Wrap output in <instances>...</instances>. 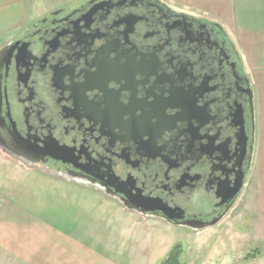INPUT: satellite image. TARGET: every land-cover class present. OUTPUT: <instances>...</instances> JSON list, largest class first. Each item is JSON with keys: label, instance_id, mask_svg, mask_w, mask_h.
I'll return each instance as SVG.
<instances>
[{"label": "flooded vegetation", "instance_id": "flooded-vegetation-1", "mask_svg": "<svg viewBox=\"0 0 264 264\" xmlns=\"http://www.w3.org/2000/svg\"><path fill=\"white\" fill-rule=\"evenodd\" d=\"M255 131L227 32L159 0H80L0 43V152L173 227L232 213Z\"/></svg>", "mask_w": 264, "mask_h": 264}, {"label": "rangeland", "instance_id": "rangeland-1", "mask_svg": "<svg viewBox=\"0 0 264 264\" xmlns=\"http://www.w3.org/2000/svg\"><path fill=\"white\" fill-rule=\"evenodd\" d=\"M40 1H43V6L34 5L33 10L31 2H25L30 19L28 23L47 10L80 0ZM159 1L177 12L221 25L237 47L250 76L249 68L254 64L251 44L259 41L264 45V0ZM26 167L0 152V180L10 183L12 179V184L8 186L10 190L28 192L34 198L35 208L50 220L62 218V226L68 231L77 227L83 236L93 237L94 242L97 240L102 245L112 243L118 264H161L175 246H180L182 264H264V244L256 245L250 232L249 176L232 213L218 226L194 232L137 214L128 218L120 211H100L101 204L95 200L82 203L79 200V197L87 199L85 196L93 190L82 185L73 189L53 185L49 177H57L52 172L44 171L42 167ZM31 180L35 183L31 184ZM4 193L0 190V195ZM64 195L67 197L64 198ZM72 195H76L77 199L71 200ZM100 251L104 253L106 250L100 248Z\"/></svg>", "mask_w": 264, "mask_h": 264}, {"label": "crops", "instance_id": "crops-1", "mask_svg": "<svg viewBox=\"0 0 264 264\" xmlns=\"http://www.w3.org/2000/svg\"><path fill=\"white\" fill-rule=\"evenodd\" d=\"M26 1L31 2L32 10L36 5L43 6L40 0H0V41L27 26L30 19L25 8ZM251 56L254 64L249 68V77L254 95L256 131L249 174V226L257 245L264 244V45L253 41ZM49 179L53 185L68 189L81 187L76 182ZM12 181L3 183L0 180V190L5 191L0 195V264H118L112 243L102 245L97 240L94 242L93 237L83 236L77 227L68 231L62 226V218L57 221L48 219L35 208L34 198L28 192L19 193L8 188ZM31 181V184L35 183ZM71 197V200L77 199L76 195ZM85 197L88 198L79 197L81 203L95 200L101 204L100 211H120L128 218L136 215L98 194L89 192ZM100 248L106 251L102 253Z\"/></svg>", "mask_w": 264, "mask_h": 264}, {"label": "water", "instance_id": "water-1", "mask_svg": "<svg viewBox=\"0 0 264 264\" xmlns=\"http://www.w3.org/2000/svg\"><path fill=\"white\" fill-rule=\"evenodd\" d=\"M14 158L18 159V160H23V164L26 165L27 167H35V165H37L36 163H38L37 161L36 162H33V161H27L23 158H20L18 156H13ZM71 180H76L78 181L77 179L75 178H67V182H74V181H71ZM244 175L242 176V178L239 179L238 183L236 184L235 188L230 191L229 193V196L227 197L228 201L229 202H233L234 199L238 196V194L241 192V190L243 189L244 187ZM78 183V182H77ZM124 210L126 211H129V212H132V213H135L139 216H143V217H147L148 214H154L155 212H162L163 216H164V220L170 224L172 222H175V219L170 217L168 214V210H166L161 204L159 203H151L150 205H146V206H139L138 208L134 209V208H129V207H126L124 206ZM167 215V216H166ZM215 224V222L211 223V224H208L206 226H193L192 223H184L183 226H186L190 229H193V230H196V231H199V230H202L204 228H207V227H210V226H213Z\"/></svg>", "mask_w": 264, "mask_h": 264}, {"label": "trees", "instance_id": "trees-1", "mask_svg": "<svg viewBox=\"0 0 264 264\" xmlns=\"http://www.w3.org/2000/svg\"><path fill=\"white\" fill-rule=\"evenodd\" d=\"M180 246H175L161 264H182L180 261Z\"/></svg>", "mask_w": 264, "mask_h": 264}]
</instances>
